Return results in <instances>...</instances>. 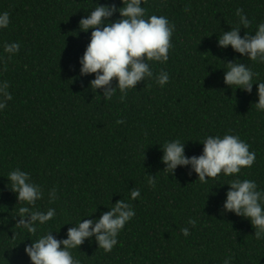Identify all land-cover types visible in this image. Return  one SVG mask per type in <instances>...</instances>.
Returning <instances> with one entry per match:
<instances>
[{"label":"trees","instance_id":"obj_1","mask_svg":"<svg viewBox=\"0 0 264 264\" xmlns=\"http://www.w3.org/2000/svg\"><path fill=\"white\" fill-rule=\"evenodd\" d=\"M111 4L123 6L121 0H0V13L10 18L0 29V83L7 81L12 96L0 110V264H31L26 245L48 232L64 239L73 224L99 218L118 200L135 216L111 252L94 237L72 249L80 264H224L226 257L231 264H264V239L254 236L250 220L222 211L229 181L253 180L264 190V111L255 107L264 63L218 47L219 35L239 24L236 9L251 21L241 37L255 35L264 0H145L147 16L175 25L168 61L150 62L154 75L165 71L170 80L163 87L154 78L141 81L123 100L118 89L111 99L102 89L94 93L95 74L80 75L92 29L81 31L79 21ZM13 42L21 47L9 58L3 45ZM235 61L257 74L251 94L224 83L225 63ZM224 134L249 145L256 155L250 168L207 183L188 167L164 171L166 141L179 139L192 157L202 154L206 136ZM17 168L43 191L34 206L18 202L10 189L7 175ZM133 188L140 190L135 200ZM21 207L54 208L56 215L33 234L16 225Z\"/></svg>","mask_w":264,"mask_h":264},{"label":"clouds","instance_id":"obj_2","mask_svg":"<svg viewBox=\"0 0 264 264\" xmlns=\"http://www.w3.org/2000/svg\"><path fill=\"white\" fill-rule=\"evenodd\" d=\"M144 2L145 0H121L122 7L115 4L97 5L79 21L81 31L87 33L92 29L90 42L79 59L80 75L95 74L89 87L94 93L102 89L105 99H111L118 89L123 100L128 90L136 89L137 84L146 79L154 78L160 87L169 83V74L161 71L154 75L150 62L163 64L168 61L175 25L163 15L147 16L146 9L142 7ZM116 13H119V19L112 21L111 18ZM236 16L239 17V24L219 35L218 47L227 49L231 46L241 56L264 63V22L257 26L255 35L245 33L241 37V28L249 27L251 21L243 13V9H236ZM9 23V14L0 13V29L7 28ZM20 47L17 42L3 45L4 52L10 54L9 58L18 53ZM225 64V85L232 89L235 86V89L251 94L253 77L257 74L244 63L235 61ZM255 84L258 96L255 107L257 111H264V82ZM8 87L7 81L0 83V110L5 109L7 101L12 99L7 91ZM200 143L203 144L202 154L188 157L185 155V143H181L179 139L166 141L161 147V161L166 165L164 171L174 174L178 167H188L189 175L194 172L198 176L197 180L207 183L209 178L214 179L221 173L224 176L239 174L242 168H250L256 159L255 153L249 150V145L236 135H208ZM149 177V183L154 184V177ZM7 179L10 189L17 194L18 202L34 206L43 197L41 187L33 183L30 174L25 171L14 169L8 173ZM227 185L229 190L226 192L222 211L250 220L255 229L254 236L264 239V190H259L256 182L249 179L237 178ZM139 196V189L130 190L131 199L135 200ZM49 198L50 201L56 199L55 190L49 193ZM107 208L108 211L102 212L99 218L82 219L73 224V227L68 228L64 239H57L52 235L53 232H48L26 245L24 250L31 264H80L71 250L78 249L93 237L99 249H103L105 253L111 252L118 243L119 233L136 213L124 200H118ZM55 215L54 208L41 212L21 207L17 215L20 219L16 225L35 234L37 224H44ZM188 223L192 226L195 224L192 220ZM181 232L185 237L190 234L188 227L182 228ZM224 264H231V257H226Z\"/></svg>","mask_w":264,"mask_h":264}]
</instances>
